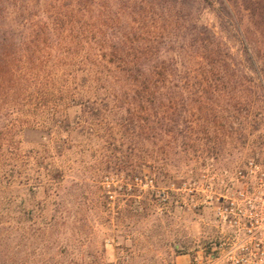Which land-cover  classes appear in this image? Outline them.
<instances>
[{"label":"rangeland","instance_id":"374dc122","mask_svg":"<svg viewBox=\"0 0 264 264\" xmlns=\"http://www.w3.org/2000/svg\"><path fill=\"white\" fill-rule=\"evenodd\" d=\"M4 1L9 19L30 30L57 4ZM219 2L115 0L145 37L166 42L193 21L233 54L231 84L204 79L207 60L188 58V117L170 135L120 127L121 113L86 116L66 98L49 106L64 119L56 138L34 124L5 142L15 112L0 111V264H190L247 238L218 215L231 202L262 212L264 228V0H224L231 16Z\"/></svg>","mask_w":264,"mask_h":264},{"label":"trees","instance_id":"16d2710c","mask_svg":"<svg viewBox=\"0 0 264 264\" xmlns=\"http://www.w3.org/2000/svg\"><path fill=\"white\" fill-rule=\"evenodd\" d=\"M219 1L231 16L224 0ZM9 16V5L0 0V111L15 112V124L4 125L5 142L34 124L49 126L55 137L64 119L49 106L53 99L59 103L66 98L70 104H84L86 116L121 113L120 127L139 126L149 138L170 135L188 117L190 95L183 93L188 58L207 60L210 67H204L203 78L208 81L237 80L230 74L235 72L230 49L222 52L221 37L193 21L181 35L164 42L158 35L145 37L141 27L131 25L116 9L115 0H57L49 23L32 30L18 27ZM43 34L47 38L40 41ZM47 49L49 57L43 54ZM247 58L252 60L250 54ZM210 69L214 77L207 74ZM181 97L184 109L179 106ZM109 100L115 103L113 108Z\"/></svg>","mask_w":264,"mask_h":264},{"label":"built area","instance_id":"2783aa9c","mask_svg":"<svg viewBox=\"0 0 264 264\" xmlns=\"http://www.w3.org/2000/svg\"><path fill=\"white\" fill-rule=\"evenodd\" d=\"M230 204L217 206L218 215L230 225L247 230V238L228 245L221 243L216 251L200 255L190 264H264V228L257 229L262 212L250 210L247 215L234 202Z\"/></svg>","mask_w":264,"mask_h":264}]
</instances>
